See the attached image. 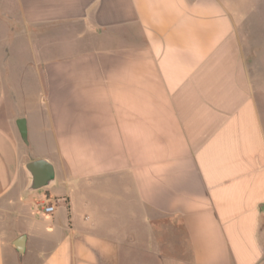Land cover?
Returning a JSON list of instances; mask_svg holds the SVG:
<instances>
[{
	"label": "crops",
	"instance_id": "0c3cea01",
	"mask_svg": "<svg viewBox=\"0 0 264 264\" xmlns=\"http://www.w3.org/2000/svg\"><path fill=\"white\" fill-rule=\"evenodd\" d=\"M247 1L0 0V264H264Z\"/></svg>",
	"mask_w": 264,
	"mask_h": 264
},
{
	"label": "rangeland",
	"instance_id": "374dc122",
	"mask_svg": "<svg viewBox=\"0 0 264 264\" xmlns=\"http://www.w3.org/2000/svg\"><path fill=\"white\" fill-rule=\"evenodd\" d=\"M246 6L248 9V13L251 14V17L254 18L256 16V18L254 19H249L248 22L253 24L254 29H256L257 27L260 29L261 32L255 33L253 34V41L254 42H260L262 39L264 40V19L260 16L257 15V12L261 11V6L260 4L256 3V2H246ZM263 28V29H261ZM253 33V32H252ZM263 33V34H261Z\"/></svg>",
	"mask_w": 264,
	"mask_h": 264
},
{
	"label": "water",
	"instance_id": "95a60500",
	"mask_svg": "<svg viewBox=\"0 0 264 264\" xmlns=\"http://www.w3.org/2000/svg\"><path fill=\"white\" fill-rule=\"evenodd\" d=\"M40 161H32V162H29L28 163V167H34V166H36L38 163H39ZM41 170H43L42 168H41ZM47 171H50V168H48L47 167ZM42 172V171H41ZM21 239L22 238H19V239H17V243H16V245H17V247H20L21 248Z\"/></svg>",
	"mask_w": 264,
	"mask_h": 264
},
{
	"label": "built area",
	"instance_id": "2783aa9c",
	"mask_svg": "<svg viewBox=\"0 0 264 264\" xmlns=\"http://www.w3.org/2000/svg\"><path fill=\"white\" fill-rule=\"evenodd\" d=\"M43 210L46 213H51L53 211V205L48 202H43Z\"/></svg>",
	"mask_w": 264,
	"mask_h": 264
},
{
	"label": "bare ground",
	"instance_id": "6f19581e",
	"mask_svg": "<svg viewBox=\"0 0 264 264\" xmlns=\"http://www.w3.org/2000/svg\"><path fill=\"white\" fill-rule=\"evenodd\" d=\"M43 170H44V171H47L46 167H43Z\"/></svg>",
	"mask_w": 264,
	"mask_h": 264
}]
</instances>
